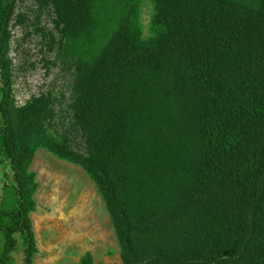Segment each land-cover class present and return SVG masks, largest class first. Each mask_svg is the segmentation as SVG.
Returning a JSON list of instances; mask_svg holds the SVG:
<instances>
[{
    "label": "trees",
    "instance_id": "trees-1",
    "mask_svg": "<svg viewBox=\"0 0 264 264\" xmlns=\"http://www.w3.org/2000/svg\"><path fill=\"white\" fill-rule=\"evenodd\" d=\"M151 1L143 37L141 0H0V264H33L38 147L90 176L122 264H264V0ZM38 10L70 81L17 108L10 38Z\"/></svg>",
    "mask_w": 264,
    "mask_h": 264
},
{
    "label": "rangeland",
    "instance_id": "rangeland-1",
    "mask_svg": "<svg viewBox=\"0 0 264 264\" xmlns=\"http://www.w3.org/2000/svg\"><path fill=\"white\" fill-rule=\"evenodd\" d=\"M143 37L150 35L151 0H141ZM28 25H18L10 38L12 94L15 107H26L42 92H54L59 103L70 81V60L64 40L53 29L46 10L35 11ZM27 170L35 174L29 211L36 253L33 264H80L89 251L93 264H122L119 245L104 201L90 176L79 165L44 147L34 149ZM1 184V180H0ZM1 249V240H0ZM22 264L23 252L14 254Z\"/></svg>",
    "mask_w": 264,
    "mask_h": 264
}]
</instances>
